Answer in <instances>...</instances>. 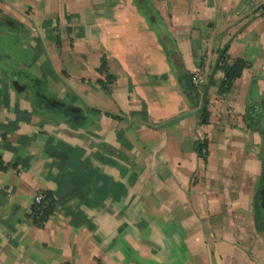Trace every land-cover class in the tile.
I'll return each mask as SVG.
<instances>
[{
  "label": "crops",
  "instance_id": "1",
  "mask_svg": "<svg viewBox=\"0 0 264 264\" xmlns=\"http://www.w3.org/2000/svg\"><path fill=\"white\" fill-rule=\"evenodd\" d=\"M263 4L0 0L1 53L14 39L26 80L15 78L17 92L0 70V264H264L253 209L264 180ZM162 30L193 75L195 104ZM224 49L225 63L247 66L221 92ZM28 82L80 122L34 107ZM45 191L55 208L38 226L31 208Z\"/></svg>",
  "mask_w": 264,
  "mask_h": 264
},
{
  "label": "trees",
  "instance_id": "2",
  "mask_svg": "<svg viewBox=\"0 0 264 264\" xmlns=\"http://www.w3.org/2000/svg\"><path fill=\"white\" fill-rule=\"evenodd\" d=\"M263 13H264V4L261 6ZM1 13V11H0ZM13 27H18V23L13 22ZM159 40L162 43L164 49L167 51L169 54V48L170 45L174 47V44L172 42L171 37L168 35V32L166 30L159 31ZM170 43V45H169ZM58 46V43H57ZM175 48V47H174ZM176 50V48H175ZM177 51V50H176ZM226 54V49H224L221 54L219 55V58L217 59V62L215 64V69H221L224 74V78L221 82V87L220 91L221 92H226L229 90V88L232 85L233 80L238 78L241 75V72L243 68L247 66V63L241 59L235 60L232 63H225L224 62V57ZM2 56V53H0V57ZM3 63L2 60L0 59V70L4 74L5 78L9 81L12 82L14 78L18 79L17 75H12V73L19 74V70L15 69L14 71L11 72L8 68ZM192 74L189 73L188 71H184L182 74L178 75L177 78L179 80L180 87L182 91L185 93V95L191 100L193 104L197 103V99L199 97L198 94V88L197 84L193 82ZM112 76L106 75L105 76V81H111ZM99 83L103 88H105V85L103 82L98 80ZM97 81V82H98ZM20 82V81H19ZM27 88H30L32 91V102L34 107L42 109L43 106L47 108V110H57L61 109L64 110V113L66 112L67 116L65 119L67 122H71L74 124H78V120H80L81 116L75 117V112L71 111V106L65 103H62L59 99H56L54 97H51L46 94V91H44L43 86H39L36 84H26ZM204 101L200 105L198 111H199V123L201 124H206L209 121V111L207 109V98H206V93H204ZM56 101L57 104L52 106L51 102ZM77 118V119H76ZM264 131V130H263ZM194 149L195 151L201 155L205 156L206 152L203 154L202 150L206 151V143L196 141L194 143ZM261 164L263 167L262 174L264 175V143H263V150H262V159H261ZM4 165L1 161L0 158V169H3ZM43 195L42 202L38 205H35L34 203L32 204L31 208V216L34 219L35 223L38 226H41L43 222L48 218L49 215L53 212L55 208V203H54V197L53 195L48 192H41ZM253 209H254V223L257 231H262L264 229V207L261 204V197L259 192L255 194L254 201H253Z\"/></svg>",
  "mask_w": 264,
  "mask_h": 264
},
{
  "label": "rangeland",
  "instance_id": "3",
  "mask_svg": "<svg viewBox=\"0 0 264 264\" xmlns=\"http://www.w3.org/2000/svg\"><path fill=\"white\" fill-rule=\"evenodd\" d=\"M2 37H3V35H0V39ZM6 43H7L6 47H3L4 54H3V56L0 57V59L2 60L3 63H7V64H5L7 67L8 66L11 67V68H8V69L11 70V72H12L15 69H18V66H17L16 61H15L16 54H17L16 45L14 44L15 43L14 39H11V38H8ZM1 48L2 47H0V53H1ZM12 75H15V76L17 75V77H18L17 80L18 81H21V82L26 81L23 76L20 75V77H19L18 72H17V74L12 73ZM13 80H15V78ZM27 84H29V82ZM46 94L51 96V97H54L56 99L58 98V95L55 94L54 92L52 93L49 89L46 90ZM42 111L47 112L49 110H47V108L43 106ZM53 113L57 114V115H62V116L66 115V112L64 113V110H61V109L53 110Z\"/></svg>",
  "mask_w": 264,
  "mask_h": 264
},
{
  "label": "water",
  "instance_id": "4",
  "mask_svg": "<svg viewBox=\"0 0 264 264\" xmlns=\"http://www.w3.org/2000/svg\"><path fill=\"white\" fill-rule=\"evenodd\" d=\"M169 45H170V43H169ZM169 58H170V60L172 62V65H173V68H174L176 74L177 75L182 74L184 72V69L182 67L181 57L178 54V52L175 50V48L172 47L171 45H170V48H169ZM12 85H13L15 91H17V92H20V91L25 89V86L20 85L17 80H13L12 81ZM56 104H57L56 101L51 102L52 106H54ZM72 112H77V110L73 109ZM257 129H264V114L259 119V125H258ZM259 194H260V197H261V204L264 207V180L262 182V187H261V190H260Z\"/></svg>",
  "mask_w": 264,
  "mask_h": 264
},
{
  "label": "built area",
  "instance_id": "5",
  "mask_svg": "<svg viewBox=\"0 0 264 264\" xmlns=\"http://www.w3.org/2000/svg\"><path fill=\"white\" fill-rule=\"evenodd\" d=\"M263 20H264V14H263ZM202 153L204 154L205 150H202ZM42 199H43V195L41 193H38L34 196L33 203L35 205H38L42 202Z\"/></svg>",
  "mask_w": 264,
  "mask_h": 264
}]
</instances>
